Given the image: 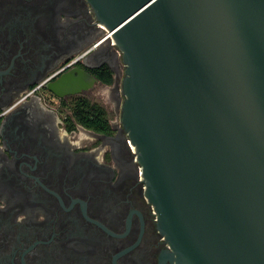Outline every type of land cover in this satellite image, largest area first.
<instances>
[{"label": "water", "instance_id": "1", "mask_svg": "<svg viewBox=\"0 0 264 264\" xmlns=\"http://www.w3.org/2000/svg\"><path fill=\"white\" fill-rule=\"evenodd\" d=\"M87 1L171 264H264V0Z\"/></svg>", "mask_w": 264, "mask_h": 264}, {"label": "flooded vegetation", "instance_id": "2", "mask_svg": "<svg viewBox=\"0 0 264 264\" xmlns=\"http://www.w3.org/2000/svg\"><path fill=\"white\" fill-rule=\"evenodd\" d=\"M124 75L87 0H0V264H171Z\"/></svg>", "mask_w": 264, "mask_h": 264}, {"label": "trees", "instance_id": "3", "mask_svg": "<svg viewBox=\"0 0 264 264\" xmlns=\"http://www.w3.org/2000/svg\"><path fill=\"white\" fill-rule=\"evenodd\" d=\"M105 81H106L107 83H110V82H111V79H110V78H107ZM104 123H105V122H104V120H103L101 114H98V116H97V118H96V123L94 124L93 127H99L100 124L102 125V124H104ZM86 125H87L88 127H92V125L89 124V123H86Z\"/></svg>", "mask_w": 264, "mask_h": 264}, {"label": "built area", "instance_id": "4", "mask_svg": "<svg viewBox=\"0 0 264 264\" xmlns=\"http://www.w3.org/2000/svg\"><path fill=\"white\" fill-rule=\"evenodd\" d=\"M106 31H107V30H106ZM107 34H108V36H109L110 42H111L112 44H114L113 41H112V39L110 38V35H109L108 31H107Z\"/></svg>", "mask_w": 264, "mask_h": 264}]
</instances>
